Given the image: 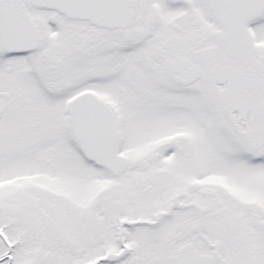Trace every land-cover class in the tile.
<instances>
[{"label":"snow or ice","instance_id":"snow-or-ice-1","mask_svg":"<svg viewBox=\"0 0 264 264\" xmlns=\"http://www.w3.org/2000/svg\"><path fill=\"white\" fill-rule=\"evenodd\" d=\"M0 264H264V0H0Z\"/></svg>","mask_w":264,"mask_h":264}]
</instances>
